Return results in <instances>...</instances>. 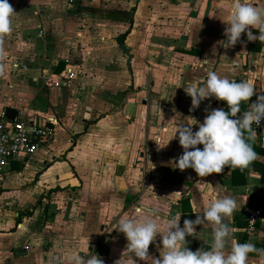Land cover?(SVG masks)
I'll use <instances>...</instances> for the list:
<instances>
[{
    "label": "crops",
    "instance_id": "1",
    "mask_svg": "<svg viewBox=\"0 0 264 264\" xmlns=\"http://www.w3.org/2000/svg\"><path fill=\"white\" fill-rule=\"evenodd\" d=\"M231 2L8 0L15 15L4 38L0 113L38 123L55 117L58 128L34 157L13 163L0 179V264H68L72 252L124 264L127 240L118 225L125 215L158 205L161 216L180 214L183 227L211 198L226 194L237 201L228 218L236 229L232 238L264 249V218L255 234L245 232V211L262 187L259 167L251 166L245 184L234 187L229 169L199 177L174 166L183 154L175 125L190 124L189 117L203 123L206 109L224 108L212 97L190 111L189 83L203 85L208 71H215L251 80L256 94L264 95V45L250 50L260 41L242 34L224 48ZM250 2L264 6V0ZM64 59L72 61L76 78L52 88L47 81L63 77L64 67L54 70ZM260 128L264 135V124ZM253 143L264 148L257 139ZM255 161L264 165V155ZM14 175L23 184H11ZM211 230L198 225L187 246L208 250ZM161 249L158 235L149 255L158 258ZM248 264L264 259L249 253Z\"/></svg>",
    "mask_w": 264,
    "mask_h": 264
},
{
    "label": "clouds",
    "instance_id": "2",
    "mask_svg": "<svg viewBox=\"0 0 264 264\" xmlns=\"http://www.w3.org/2000/svg\"><path fill=\"white\" fill-rule=\"evenodd\" d=\"M14 15V8L8 0H0V75L5 68L2 63L6 56L4 38L13 30ZM223 23L227 25L224 48L235 46L242 34L247 36L248 41L264 43V6H256L250 0H232L230 12ZM253 29L259 31L258 36H253ZM201 62L207 64L209 60ZM232 62L235 66V61ZM184 90L191 98L190 111L212 97L224 102L227 110L206 109L203 123L189 117L190 124L175 125L174 137L178 134L183 154L174 166L180 171L190 168L199 177L219 175L226 166L241 170L248 168L257 159V153L249 141L257 137L253 125L259 126L264 119V95L256 94L251 80L236 82L215 71H208L203 85L189 83ZM253 96H256V100L249 104L248 110L242 112L241 104L249 102ZM241 112L242 115L238 116ZM179 115L177 113L175 117ZM192 126L198 130L193 132ZM198 145L203 148H198ZM208 186L212 187L211 184ZM236 207L237 201L231 195L211 198L207 206L196 213L195 220H184L183 227L180 226V214L161 216L158 205L141 209V214L135 217L125 215L118 225L119 232L127 240L125 251L128 256L124 264H137V261H144L145 264H248L249 253L253 252L264 259V249H258L252 243H239L232 238L236 229L229 227L228 218ZM206 224H210L212 229L210 248L192 251L187 246L186 238L196 233L198 225ZM158 235L162 249L156 258L149 255V246ZM67 260L68 264H104L101 258L90 252L87 258L72 252L67 255ZM116 264H119V260Z\"/></svg>",
    "mask_w": 264,
    "mask_h": 264
},
{
    "label": "built area",
    "instance_id": "3",
    "mask_svg": "<svg viewBox=\"0 0 264 264\" xmlns=\"http://www.w3.org/2000/svg\"><path fill=\"white\" fill-rule=\"evenodd\" d=\"M63 77L51 79L47 82L52 88L61 87L76 78L73 70V63L69 59H64ZM252 98L249 103L254 102ZM262 119L259 126L253 125L257 133V141L264 144V135L261 133ZM58 128V120L55 117L48 118L44 123L29 120L24 117L15 116L12 120L7 119L5 113H0V179L5 175V171L13 163H23L27 159L34 157L49 141L53 139ZM264 208H249L245 211L247 222L246 234L253 235L258 231V225L263 220L262 212Z\"/></svg>",
    "mask_w": 264,
    "mask_h": 264
},
{
    "label": "trees",
    "instance_id": "4",
    "mask_svg": "<svg viewBox=\"0 0 264 264\" xmlns=\"http://www.w3.org/2000/svg\"><path fill=\"white\" fill-rule=\"evenodd\" d=\"M131 23L132 22H130L126 31L119 37V39H118L119 44L123 45L125 37L129 34V30L131 28ZM263 45H264V43L258 42V43H255L254 45H250L249 49L250 50H259ZM63 67H64V65L59 64L58 67L54 70V72L55 73L61 72L63 70ZM235 81L240 82V80H237V79ZM224 109L227 110L225 103H224ZM241 109L243 112V111L248 110L249 108L241 104ZM242 112H241V114H238V116L242 115ZM249 143H251L253 150L257 153V155L258 154L264 155V148L262 149V148L255 147L253 141H249ZM251 166L259 167L260 183H261L262 187H261L259 195L256 198L250 199L249 206H250V208H257V207L264 208V165H260L259 163H256V161H254V162H252V164L248 168L243 169V170H241L239 168H233L231 166H226L225 168L229 169L231 171V183H232V186L236 187V186H240V185L245 184L246 174L249 171ZM17 168H18L17 165L13 166V169L16 170ZM31 213H32V210L26 212L25 215L27 216V215H30ZM262 216L264 218V210L262 212Z\"/></svg>",
    "mask_w": 264,
    "mask_h": 264
},
{
    "label": "rangeland",
    "instance_id": "5",
    "mask_svg": "<svg viewBox=\"0 0 264 264\" xmlns=\"http://www.w3.org/2000/svg\"><path fill=\"white\" fill-rule=\"evenodd\" d=\"M17 178V179H16ZM14 180V181H13ZM16 180V181H15ZM11 184L20 185L23 184L22 179H20L18 176L14 175L12 178L9 179Z\"/></svg>",
    "mask_w": 264,
    "mask_h": 264
},
{
    "label": "water",
    "instance_id": "6",
    "mask_svg": "<svg viewBox=\"0 0 264 264\" xmlns=\"http://www.w3.org/2000/svg\"><path fill=\"white\" fill-rule=\"evenodd\" d=\"M5 116L7 117V119L12 120L15 115L12 111H6Z\"/></svg>",
    "mask_w": 264,
    "mask_h": 264
}]
</instances>
